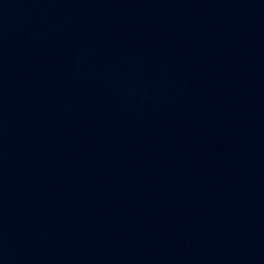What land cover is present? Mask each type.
Listing matches in <instances>:
<instances>
[{"label": "water", "instance_id": "95a60500", "mask_svg": "<svg viewBox=\"0 0 264 264\" xmlns=\"http://www.w3.org/2000/svg\"><path fill=\"white\" fill-rule=\"evenodd\" d=\"M0 264H264V0H0Z\"/></svg>", "mask_w": 264, "mask_h": 264}]
</instances>
